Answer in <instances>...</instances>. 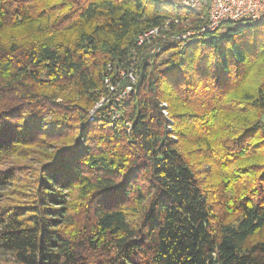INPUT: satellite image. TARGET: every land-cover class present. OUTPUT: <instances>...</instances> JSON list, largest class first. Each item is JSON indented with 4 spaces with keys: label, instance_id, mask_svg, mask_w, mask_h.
Instances as JSON below:
<instances>
[{
    "label": "trees",
    "instance_id": "1",
    "mask_svg": "<svg viewBox=\"0 0 264 264\" xmlns=\"http://www.w3.org/2000/svg\"><path fill=\"white\" fill-rule=\"evenodd\" d=\"M171 19L201 26L168 0H0V162L61 141L32 201L0 205L12 264H264V20L136 46ZM133 50L128 102L89 121ZM229 116L246 123L224 131ZM17 172L0 169V192Z\"/></svg>",
    "mask_w": 264,
    "mask_h": 264
},
{
    "label": "built area",
    "instance_id": "2",
    "mask_svg": "<svg viewBox=\"0 0 264 264\" xmlns=\"http://www.w3.org/2000/svg\"><path fill=\"white\" fill-rule=\"evenodd\" d=\"M172 2L190 13L193 12L197 14L198 19L201 21V26L195 30H183L184 32L180 34L170 36L166 34V32H170V23L175 26H182L187 21L171 19L160 27L150 28L140 34L136 39V46L145 47V53H157L159 50L158 46L163 44V42H173L176 40L185 41L190 35L203 36L206 33H213L214 31L220 30V27L227 23L234 24L248 20L261 23L264 20V0H172ZM132 52L133 57L130 61L131 66L127 70L108 66L107 74H104V87L108 94L99 104H102V102L110 97L113 98L114 104L128 102L129 97L127 94L136 80L135 67L140 59V56L136 55L135 50ZM112 73L115 77L113 78L117 79L116 84L113 83ZM123 81H128L129 84L127 83L120 91L118 88H120L119 85H121ZM107 102H109V100H107ZM99 104L97 103V105ZM162 105L165 107L164 104ZM112 113L113 116L111 120L114 123L118 119V112L115 108H112ZM92 114L93 112L90 114L89 121L94 119ZM111 126H113V124Z\"/></svg>",
    "mask_w": 264,
    "mask_h": 264
},
{
    "label": "rangeland",
    "instance_id": "3",
    "mask_svg": "<svg viewBox=\"0 0 264 264\" xmlns=\"http://www.w3.org/2000/svg\"><path fill=\"white\" fill-rule=\"evenodd\" d=\"M169 1V0H168ZM172 2V0H170ZM181 29L183 30H195V29H192L194 28L191 24V22L189 20H187V22L180 26ZM202 36H199V35H195V36H192L190 35L189 38H187V40L185 41H182V40H176L177 41V45L179 46H182L183 44H186L188 42H191L192 40H197V39H200ZM174 42V41H173ZM120 76V75H119ZM121 78V76H120ZM133 93V88H131V90L129 91V93L127 94L128 97L130 98V96L132 95ZM112 96V95H110ZM105 99V97H103ZM101 98L99 100V102L102 101ZM108 99H106V101L102 102V104H105L107 102ZM99 102H97L99 104ZM94 104L93 108L91 110H89V113L91 114V112H93L92 114V117L95 118V116H98L97 114V111L96 109L99 108L102 104H99L97 105ZM177 112H180V111H187L186 108H184L183 106H180L176 109ZM88 113V117L90 118V114ZM164 115H166V112H163ZM111 123H112V116H113V113L112 111H109L107 112L106 114ZM120 114H118V117H119ZM230 118L227 119V121L223 122L224 125L226 126H223L224 127V131H227L229 130L230 128H234V129H238L239 126H241L243 123H246L245 121H243V119L241 117H237V119H235L233 116H229ZM168 122H170V119H168ZM263 121H264V118H263ZM169 129V127H167ZM233 133V131H232ZM192 135V132L190 133ZM61 142V141H59ZM59 142L55 143L53 142L52 144H50L49 146H44V147H29V154L28 155H25V157H12L10 160L8 161H3V162H0V169H4V170H12V169H17L18 172L15 173L17 176H16V185L13 184L12 187H9L8 189L6 190H3L2 192H0V205H5L9 202H14V203H24V204H27L28 202L32 201L33 199V194L30 193L27 194L25 191L30 188L32 186V182L34 181V178L36 175H37V171L40 169V167H42L43 164L47 163L48 161L46 160L47 158L45 157V155H50L53 153V149L55 148L54 146L56 144H60ZM179 147H181L182 149H184L186 152L187 150L190 149L189 147V143L186 141V140H183V142L181 141V143L179 144ZM199 155V154H197ZM192 161L196 164V163H200V164H203V165H199L200 167L199 168H203L205 167V162H202L201 160H199L198 158H192ZM212 179V183L215 182V179L214 178H210L209 181H211ZM218 180V179H217ZM22 183V184H21ZM21 185V186H20ZM16 186V187H15ZM14 187L15 189H19L18 190H14ZM74 192V191H73ZM18 194V195H16ZM77 194V193H75ZM20 195V196H19ZM26 195V196H25ZM70 193L65 196H68L70 197ZM74 195V193H73ZM66 198L69 199V198ZM72 199V200H71ZM76 199L77 197L76 196H72L70 197V201L71 203H75L76 202ZM77 216L73 215V218H71L73 221L77 222L79 216L76 218ZM11 258L7 255V254H4L3 252H1L0 250V261H1V264H12ZM3 261H6V262H3Z\"/></svg>",
    "mask_w": 264,
    "mask_h": 264
},
{
    "label": "crops",
    "instance_id": "4",
    "mask_svg": "<svg viewBox=\"0 0 264 264\" xmlns=\"http://www.w3.org/2000/svg\"><path fill=\"white\" fill-rule=\"evenodd\" d=\"M170 1V0H169Z\"/></svg>",
    "mask_w": 264,
    "mask_h": 264
}]
</instances>
